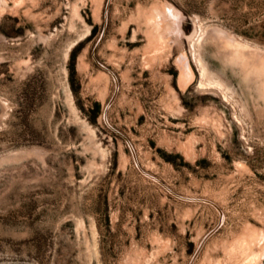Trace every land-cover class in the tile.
Wrapping results in <instances>:
<instances>
[{
    "label": "rangeland",
    "instance_id": "374dc122",
    "mask_svg": "<svg viewBox=\"0 0 264 264\" xmlns=\"http://www.w3.org/2000/svg\"><path fill=\"white\" fill-rule=\"evenodd\" d=\"M0 264H264V0H0Z\"/></svg>",
    "mask_w": 264,
    "mask_h": 264
},
{
    "label": "bare ground",
    "instance_id": "6f19581e",
    "mask_svg": "<svg viewBox=\"0 0 264 264\" xmlns=\"http://www.w3.org/2000/svg\"><path fill=\"white\" fill-rule=\"evenodd\" d=\"M173 14V13H172Z\"/></svg>",
    "mask_w": 264,
    "mask_h": 264
}]
</instances>
